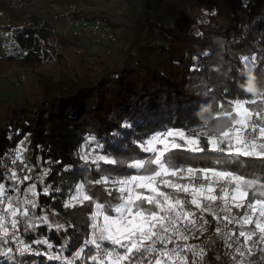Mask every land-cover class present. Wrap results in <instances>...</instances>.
<instances>
[{
    "label": "trees",
    "instance_id": "1",
    "mask_svg": "<svg viewBox=\"0 0 264 264\" xmlns=\"http://www.w3.org/2000/svg\"><path fill=\"white\" fill-rule=\"evenodd\" d=\"M112 1L119 3L117 9L109 8ZM70 9L74 18L102 22L115 40L95 43L87 35L61 34ZM0 35L14 40L3 45L0 63L30 73L16 86H3L0 94V183L23 198L24 193L12 192L15 183L6 184L4 167L11 159L24 163L32 179L16 183L21 189L36 184L38 206L32 212L48 217L47 223L37 220L35 230L19 225L20 238L34 251L22 256L14 251V260L0 256V264H61L43 253H61L62 246V256L71 257L90 231L86 221L91 209L64 208L75 184L132 171L107 165H102L104 172L82 168L79 153L87 135H96L113 156L131 157L137 136L147 139L167 128L199 132L206 120L205 131L226 124L209 117L221 103L227 108L229 100L255 98L247 91L250 81L254 91L264 83V0H0ZM54 45L57 61L49 70L37 69L41 49ZM253 55L255 66L250 62L242 71L241 57ZM125 120L132 128L121 127ZM217 158L223 160V154L187 153L181 162L204 168L216 166ZM240 159L241 172L264 176L258 165L252 168L248 158ZM88 191L100 203L108 195L99 185H89ZM207 218V232L190 235L197 251L203 249L196 264H236L235 247H226L213 233L216 222ZM45 239L51 249L34 243ZM104 245L111 247L107 241ZM16 246L0 242V249ZM94 252L88 245L84 255ZM185 255L193 259L191 252ZM78 264L92 262L81 259Z\"/></svg>",
    "mask_w": 264,
    "mask_h": 264
},
{
    "label": "snow or ice",
    "instance_id": "2",
    "mask_svg": "<svg viewBox=\"0 0 264 264\" xmlns=\"http://www.w3.org/2000/svg\"><path fill=\"white\" fill-rule=\"evenodd\" d=\"M241 61L244 71L250 62L255 66L257 58L242 56ZM247 91L255 98L229 100L227 108L221 103L215 116L209 117L223 118L226 124L205 131L206 120L199 132L167 128L147 139L137 136L132 141L135 155L131 157L113 156L96 135H87L79 153L82 168L91 170L94 166L97 172H104L102 165H107L113 166V171H132L118 176L109 172L99 179L83 178L76 183L75 193H69L64 208L82 205L91 209L86 221L90 231L71 257L62 256L63 246L61 253L43 255L61 264H78L81 259L92 264H196L194 258L202 257L203 249L197 251L196 246L187 244L182 249L180 242H187L196 231L207 232L211 222L207 217H211L216 222L215 232L226 247L235 245L241 257L236 264H243L245 254L254 255L253 249L264 245V176L239 170L244 165L240 159L243 157L248 158L250 167L258 165L264 172V83L254 91L250 81ZM121 127L129 129L132 125L125 120ZM117 135L118 132L113 133ZM187 153H220L224 158H217L213 167L193 168L181 162ZM20 158L17 149V159ZM47 174L45 170L38 179L43 181ZM8 179L22 183L32 178H18L13 171ZM19 183L11 186L12 192L24 193L23 198L10 194L9 188L0 183V242L12 241L17 245L15 249H0V256L12 260L14 251L21 256L34 251L18 235L19 225L24 224V231H28L35 230L37 220L48 222L47 216L35 217L32 212L38 206L36 184L21 189ZM89 185L103 187L108 194L104 203L89 195ZM44 191L47 194L48 189ZM105 241L111 247H106ZM34 243L52 248L46 239ZM88 245L95 249L90 256L84 255ZM186 251L192 253L193 259L185 255ZM259 251L264 255V247Z\"/></svg>",
    "mask_w": 264,
    "mask_h": 264
},
{
    "label": "built area",
    "instance_id": "3",
    "mask_svg": "<svg viewBox=\"0 0 264 264\" xmlns=\"http://www.w3.org/2000/svg\"><path fill=\"white\" fill-rule=\"evenodd\" d=\"M69 11H72V9L65 12V21L62 27L59 28V32L61 34L67 36L87 35L91 37L95 43L113 42L115 40V36L113 32L110 30V28L104 25L99 20L89 21V20L74 18L69 15ZM9 40L14 41L10 37H5L0 35V43L2 45H6ZM56 50L57 48L55 47V45L46 47L45 49H41L38 65L41 67H47L48 65H53L57 61ZM0 77L10 79L14 84H19L24 79V76H21L20 74H16L12 71H7L6 73H3L2 76ZM13 171L16 173L18 178H22L26 173V166L24 163L20 162L19 160H14V159L7 160L4 167V172L6 174L4 178L6 179L7 183L9 180L8 177L11 175ZM18 181L19 180L13 182H18ZM215 234L218 235L216 232ZM237 235H238V230H237ZM186 244L196 246V242L191 239V236L189 237L187 242H180L181 248L185 247ZM260 247H264V246L261 245ZM260 247L258 245L257 249H253L254 255L249 256L245 254V256L242 258L243 262L246 264H251L253 262H258V261L264 262V255H262L259 251Z\"/></svg>",
    "mask_w": 264,
    "mask_h": 264
},
{
    "label": "rangeland",
    "instance_id": "4",
    "mask_svg": "<svg viewBox=\"0 0 264 264\" xmlns=\"http://www.w3.org/2000/svg\"><path fill=\"white\" fill-rule=\"evenodd\" d=\"M99 6H103L104 4L102 3H97ZM118 5L119 3L117 1H112L111 2V5H109L110 7L109 8H113V9H117L118 8ZM5 47L0 43V55L1 54H4L5 53ZM53 65H48L47 67H41V66H38L36 67L37 69H41V70H49ZM7 71H12L16 74H20L21 76H24V79L21 81V82H24L29 76H30V73H29V69L28 68H25V67H21L19 65H15L13 63L11 64H3V63H0V76H2L3 73H6ZM7 85H10V87H13V86H16L18 84H14L10 79H7V78H4V77H0V94L2 92H4V87L7 86ZM4 86V87H3ZM26 175V173L24 174V176ZM11 183H16V182H13L12 180H8V183L7 185L11 184ZM215 230V228H214ZM213 230V233L215 234ZM216 235V234H215ZM216 236H219V235H216ZM261 245H259L260 247ZM264 246V245H262ZM257 249V248H255ZM240 260V258H239ZM256 262H253L251 264H255ZM246 264V263H244Z\"/></svg>",
    "mask_w": 264,
    "mask_h": 264
}]
</instances>
